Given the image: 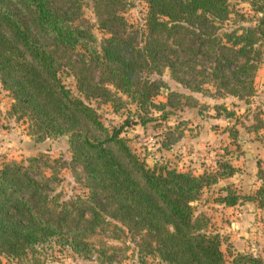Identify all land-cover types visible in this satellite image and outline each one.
<instances>
[{"label": "trees", "instance_id": "obj_1", "mask_svg": "<svg viewBox=\"0 0 264 264\" xmlns=\"http://www.w3.org/2000/svg\"><path fill=\"white\" fill-rule=\"evenodd\" d=\"M141 1L146 10L135 27L122 13L131 0H0V85L10 95V110L25 118L35 141L66 144L84 187L81 194L63 196L52 186L59 180L50 165L54 159L42 154L0 161V258L37 262L57 248L60 260L72 252L111 264L118 247L93 239L109 232L130 236L139 262L154 256L164 264H227L220 234L208 230L207 216L196 211L202 187L216 174L148 166L126 135L132 123L146 119L125 115L104 124L82 97L113 104L122 102L120 93L138 108H160L152 98L165 86L159 74L166 68L191 90L208 83L217 95L247 102L264 42V0H243L254 21L228 27L230 0ZM85 5L94 23L84 16ZM94 25L104 33L99 40ZM61 66L69 68L81 96L62 82ZM221 111L232 113L222 104L195 110L211 117ZM220 167L218 173L233 170L226 163ZM256 177L260 183L248 199L261 203L259 163ZM224 190L218 201L240 203ZM238 256L244 264H264L251 253Z\"/></svg>", "mask_w": 264, "mask_h": 264}, {"label": "rangeland", "instance_id": "obj_2", "mask_svg": "<svg viewBox=\"0 0 264 264\" xmlns=\"http://www.w3.org/2000/svg\"><path fill=\"white\" fill-rule=\"evenodd\" d=\"M229 6L232 12L224 26L254 21L255 12L247 2L230 0ZM145 10L143 1L131 0L122 13L128 23L138 27ZM236 11L239 14H235ZM83 12L94 23L88 5L83 7ZM92 31L96 40L104 35L95 25ZM260 47L261 56L252 78L254 93L247 102L232 94L217 95L208 83L201 84L199 90H191L173 79L166 68L159 74L165 86H161L152 98L155 103H162L160 108H138L134 101L120 93L122 102L115 101L113 104L82 97L95 108L104 124L117 123L125 115L137 121L139 116L146 119L143 123H132L126 135L130 148L148 166L164 165L194 174L202 171L216 174L214 182L202 187L196 211L207 216L208 230L220 234V249L227 264H244L238 256L240 253H251L264 259V197L261 203L257 199H248L260 183L256 177L257 163L264 166V42ZM58 75L73 94L81 96L69 68L61 66ZM10 104V95L0 85V161H24L29 156L42 154L54 159L50 165L59 177L52 184L56 190H60L63 196L83 193L79 167L69 163L70 152L66 144L54 138L35 141L27 131L25 118L11 112ZM216 104L225 105L232 113L226 115L221 111L211 117L199 116L195 112L202 105ZM208 111L212 113L213 109L208 108ZM225 163L232 166L231 173H218ZM223 170L226 171V168ZM44 171L48 169L44 168ZM224 188L238 195L240 203L224 205L218 201ZM237 235L243 240L236 239ZM98 238L118 247L114 250L116 260L111 264H164L154 256H147L139 262L134 242L128 235L111 237L106 232L93 239L97 241ZM58 255L59 251L55 248L38 256L37 262L0 259L2 264H101L94 255L85 258L66 252L62 260Z\"/></svg>", "mask_w": 264, "mask_h": 264}, {"label": "crops", "instance_id": "obj_3", "mask_svg": "<svg viewBox=\"0 0 264 264\" xmlns=\"http://www.w3.org/2000/svg\"><path fill=\"white\" fill-rule=\"evenodd\" d=\"M240 232H242V229H240ZM230 236H232V235H230ZM236 239H238V240H243L241 237H239V235H237V238ZM236 242H238V243H242V242H240V241H236Z\"/></svg>", "mask_w": 264, "mask_h": 264}]
</instances>
